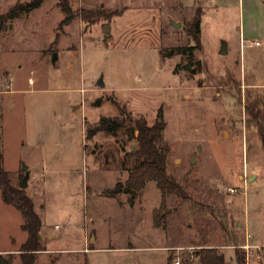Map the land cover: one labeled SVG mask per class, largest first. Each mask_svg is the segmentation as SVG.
I'll list each match as a JSON object with an SVG mask.
<instances>
[{
	"label": "rangeland",
	"instance_id": "374dc122",
	"mask_svg": "<svg viewBox=\"0 0 264 264\" xmlns=\"http://www.w3.org/2000/svg\"><path fill=\"white\" fill-rule=\"evenodd\" d=\"M27 1L0 0V16ZM70 4L64 25L59 0L0 21V149L13 184L29 168L25 191L43 223L37 264H173L176 256L195 264L202 247L218 248L227 264L237 249L246 264H264V147L255 125L264 115V0ZM104 117L124 121L90 135ZM140 117L166 122L158 146L170 147L168 171L185 199L167 194L162 206L154 180L126 190ZM23 222L0 190V253L12 264H21Z\"/></svg>",
	"mask_w": 264,
	"mask_h": 264
},
{
	"label": "trees",
	"instance_id": "16d2710c",
	"mask_svg": "<svg viewBox=\"0 0 264 264\" xmlns=\"http://www.w3.org/2000/svg\"><path fill=\"white\" fill-rule=\"evenodd\" d=\"M45 0H30L27 2L16 3L6 14L0 16V21L5 19H13L22 14L32 12L39 8ZM59 6L66 14L61 25L67 24L73 18V10L70 0H59ZM202 9L198 8L191 26L193 37L196 43H200ZM58 41V37L56 38ZM250 115L251 105L247 106ZM124 120L119 118L112 119L110 117L102 118L97 125L89 129V134H97L99 131L114 132L122 125ZM134 137L138 141V148L133 151L136 158V165L131 169L128 179L125 182L126 190L136 193L146 186L148 181L154 180L162 190V206L165 205L166 195L176 193L185 199L187 192L183 185L176 180L168 171V157L170 147L158 146L162 132L166 128L164 120H157L154 124H148L145 118H135ZM255 125L258 130L259 138L264 147V115L259 112L255 116ZM122 186V184H118ZM0 190L3 201L7 204L15 206L23 215L24 222L22 229L27 232V239L20 247L21 264H37V254L43 250L41 237L42 219L35 210L34 200L30 197L25 189L19 185H15L11 181L10 173L3 167V154L0 149ZM155 225L160 226L162 215L155 213ZM229 235L227 229L224 228ZM238 244V243H236ZM236 264H246L245 252L237 249ZM198 261L195 264H227L225 255L216 247H202L195 252ZM171 259L168 264H171ZM13 256H5L0 253V264H12Z\"/></svg>",
	"mask_w": 264,
	"mask_h": 264
},
{
	"label": "water",
	"instance_id": "95a60500",
	"mask_svg": "<svg viewBox=\"0 0 264 264\" xmlns=\"http://www.w3.org/2000/svg\"><path fill=\"white\" fill-rule=\"evenodd\" d=\"M172 24L174 26H176V27H180L181 26L180 22L172 21ZM103 30H104V33H105V38L110 37V26L109 25H105ZM222 53H225V54L227 53V48L225 47V45H224V47L222 49ZM57 60H58V53L54 52L51 61H52L53 64H56ZM185 67L188 68L187 65ZM99 84L102 87L104 86V82L102 80L99 81ZM23 170L25 171V175L23 176L22 180L20 181L19 186L21 188L25 189L27 187V185H28V179H29V176H30V172H29V168H28L27 165L23 166ZM39 237H41V235H39Z\"/></svg>",
	"mask_w": 264,
	"mask_h": 264
},
{
	"label": "built area",
	"instance_id": "2783aa9c",
	"mask_svg": "<svg viewBox=\"0 0 264 264\" xmlns=\"http://www.w3.org/2000/svg\"><path fill=\"white\" fill-rule=\"evenodd\" d=\"M256 44H260V42H255ZM224 189L230 191L231 193H234V192H237L238 190L232 186H226V187H223ZM173 264H182L181 263V260H180V257L179 256H176L173 260Z\"/></svg>",
	"mask_w": 264,
	"mask_h": 264
},
{
	"label": "crops",
	"instance_id": "0c3cea01",
	"mask_svg": "<svg viewBox=\"0 0 264 264\" xmlns=\"http://www.w3.org/2000/svg\"><path fill=\"white\" fill-rule=\"evenodd\" d=\"M259 245H264V244H262V243H259Z\"/></svg>",
	"mask_w": 264,
	"mask_h": 264
}]
</instances>
